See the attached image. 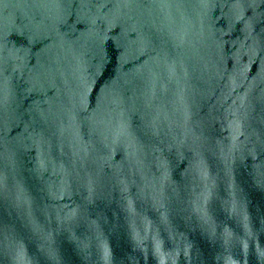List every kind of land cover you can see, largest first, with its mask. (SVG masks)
Listing matches in <instances>:
<instances>
[{
    "label": "water",
    "instance_id": "1",
    "mask_svg": "<svg viewBox=\"0 0 264 264\" xmlns=\"http://www.w3.org/2000/svg\"><path fill=\"white\" fill-rule=\"evenodd\" d=\"M0 264H264V0H0Z\"/></svg>",
    "mask_w": 264,
    "mask_h": 264
}]
</instances>
